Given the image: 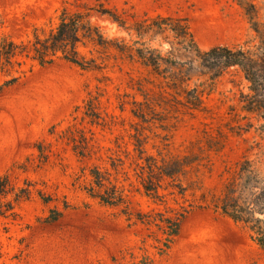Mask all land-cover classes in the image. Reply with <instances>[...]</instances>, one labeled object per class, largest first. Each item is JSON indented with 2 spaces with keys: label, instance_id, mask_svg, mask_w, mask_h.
Segmentation results:
<instances>
[{
  "label": "rangeland",
  "instance_id": "rangeland-1",
  "mask_svg": "<svg viewBox=\"0 0 264 264\" xmlns=\"http://www.w3.org/2000/svg\"><path fill=\"white\" fill-rule=\"evenodd\" d=\"M97 1L0 0V14L4 31L20 41L35 25L55 19L62 6L78 9ZM99 1L126 15L187 17L203 49L228 45L264 54V0H256L259 33L235 0ZM93 20L110 36L135 39L107 16L93 12ZM130 70L134 75L143 71L136 64H125L122 71L115 67L110 73L99 124L90 122L83 107L99 83L96 73L57 60L35 65L10 86L2 87L5 79L0 78V173L8 171L15 186L28 191L14 215H0V264H264V245L258 243L264 236L257 232L263 222L248 211L255 209L264 187V118L243 108V99L252 91L239 66L227 68L207 88L200 108L181 106L173 133L160 120H152L151 143L162 146L172 141L185 154L195 151L203 163L185 176L184 195H168L169 203L178 208H190L196 198L203 204L187 214L168 253H159L151 228L130 222L122 207L100 203L82 189L80 184L89 180L88 167L96 161L75 154L63 138L69 127L79 140L80 130L89 138L94 132L96 145L103 147L101 162L118 168L112 173L129 190L134 211L162 208L136 190L135 152L128 132L134 131L132 125L139 119L132 115L131 104L121 108L119 101L123 93H135L128 88ZM174 96L181 98L178 93ZM120 159L126 161L124 169L119 168ZM65 201L71 207L58 220L46 221L51 209L62 210ZM216 201L236 203L245 211L235 220L217 211Z\"/></svg>",
  "mask_w": 264,
  "mask_h": 264
},
{
  "label": "trees",
  "instance_id": "trees-1",
  "mask_svg": "<svg viewBox=\"0 0 264 264\" xmlns=\"http://www.w3.org/2000/svg\"><path fill=\"white\" fill-rule=\"evenodd\" d=\"M235 1L243 8L252 28L259 33L261 28L256 0ZM93 12L109 17L135 35V39L129 41L108 35L93 20ZM256 54V51L228 45L201 48L187 17L165 14L137 16L135 12L126 15L99 0L93 6L83 5L78 9L62 6L55 19L35 25L27 38L20 41L4 31V19L0 14V78L5 79L2 87L15 84L35 65L47 66L57 60L72 63L97 74L99 83L96 90L88 93L83 105L85 115L93 124H99L101 97L106 92L105 82L111 79L110 73L114 72V68L122 71L125 64H136L143 69L137 75L132 70L126 72L128 88L135 93L125 92L119 101L121 108L123 104H131L132 115L139 119L132 125L134 131L128 132L135 152L133 163L139 184L136 190L162 208L133 210L129 190L112 173L113 169L118 168L113 163L112 167H107L101 162L103 147L96 145L94 132L89 138L84 130H80L82 134L79 140L75 129L69 127L64 131L63 138L71 144L77 156L96 161L88 167L89 180L80 184L82 189L100 203L122 207L130 222L151 228L161 255L168 253L175 243L187 214L192 209L203 207L196 198L190 208L182 205L178 208L169 203L168 195H184L187 189L184 186L185 176L203 163L196 158L195 151L185 154L183 150L176 149L172 141L166 140L162 146L151 143L149 129L152 120H160L161 126L173 133L179 124L181 106L200 108L204 92L207 88L211 89L216 79L231 66H239L251 83L252 93L243 99L244 110L256 112L264 118V54ZM174 93L181 95V98L174 96ZM159 113L164 117H156ZM37 146L42 151L41 144ZM123 149L129 156L131 150H128V146L125 145ZM120 161L119 168L124 169L126 161ZM124 173L127 174L126 171ZM198 175L199 172L194 174V180L198 179ZM27 197L28 191L17 188L8 171L0 173V215H14L18 202ZM173 199L177 202L176 198ZM214 206L217 211L235 220L239 219V212L245 211L236 203L226 201H216ZM70 207L65 201L62 210L51 209L46 221L58 220ZM248 211L255 220L263 222L257 232L264 236V219L256 216L257 212L264 214V187L256 199L255 209L249 208ZM258 243L264 245V238L259 239Z\"/></svg>",
  "mask_w": 264,
  "mask_h": 264
},
{
  "label": "water",
  "instance_id": "water-1",
  "mask_svg": "<svg viewBox=\"0 0 264 264\" xmlns=\"http://www.w3.org/2000/svg\"><path fill=\"white\" fill-rule=\"evenodd\" d=\"M256 216H258V217H261V218H263L264 219V214L263 213H256Z\"/></svg>",
  "mask_w": 264,
  "mask_h": 264
}]
</instances>
